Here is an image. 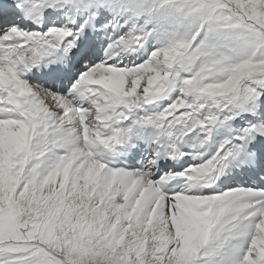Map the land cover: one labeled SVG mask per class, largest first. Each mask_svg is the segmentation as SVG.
<instances>
[{"label": "snow or ice", "instance_id": "6c2138e0", "mask_svg": "<svg viewBox=\"0 0 264 264\" xmlns=\"http://www.w3.org/2000/svg\"><path fill=\"white\" fill-rule=\"evenodd\" d=\"M0 264H264V0H0Z\"/></svg>", "mask_w": 264, "mask_h": 264}]
</instances>
